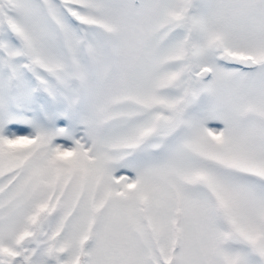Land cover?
I'll return each mask as SVG.
<instances>
[{
	"label": "snow or ice",
	"instance_id": "1",
	"mask_svg": "<svg viewBox=\"0 0 264 264\" xmlns=\"http://www.w3.org/2000/svg\"><path fill=\"white\" fill-rule=\"evenodd\" d=\"M0 264H264V0H0Z\"/></svg>",
	"mask_w": 264,
	"mask_h": 264
}]
</instances>
